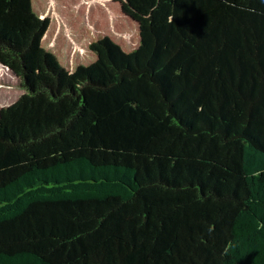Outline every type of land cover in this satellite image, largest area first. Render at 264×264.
<instances>
[{
	"label": "trees",
	"instance_id": "16d2710c",
	"mask_svg": "<svg viewBox=\"0 0 264 264\" xmlns=\"http://www.w3.org/2000/svg\"><path fill=\"white\" fill-rule=\"evenodd\" d=\"M0 264H264V0H0Z\"/></svg>",
	"mask_w": 264,
	"mask_h": 264
},
{
	"label": "rangeland",
	"instance_id": "374dc122",
	"mask_svg": "<svg viewBox=\"0 0 264 264\" xmlns=\"http://www.w3.org/2000/svg\"><path fill=\"white\" fill-rule=\"evenodd\" d=\"M25 89L20 85L19 78L9 67L0 63V106H6L16 101Z\"/></svg>",
	"mask_w": 264,
	"mask_h": 264
},
{
	"label": "water",
	"instance_id": "95a60500",
	"mask_svg": "<svg viewBox=\"0 0 264 264\" xmlns=\"http://www.w3.org/2000/svg\"><path fill=\"white\" fill-rule=\"evenodd\" d=\"M3 66H6L5 64H3V63H1ZM11 70V69H10ZM12 71V73L14 74V71L13 70H11Z\"/></svg>",
	"mask_w": 264,
	"mask_h": 264
}]
</instances>
